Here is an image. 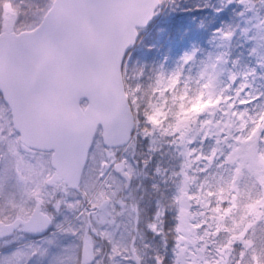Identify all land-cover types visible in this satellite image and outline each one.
Wrapping results in <instances>:
<instances>
[{
  "label": "rangeland",
  "instance_id": "rangeland-1",
  "mask_svg": "<svg viewBox=\"0 0 264 264\" xmlns=\"http://www.w3.org/2000/svg\"><path fill=\"white\" fill-rule=\"evenodd\" d=\"M52 1L0 0V25L14 13L17 27L36 26ZM155 14L156 38L142 33L123 67L133 137L143 127L157 139L112 152L99 127L81 188L70 190L47 185L51 153L32 155L18 137L0 221L28 217L40 200L53 222L46 236L0 240V264H264V0H161ZM106 161L117 165L101 184ZM86 202L105 207L89 218Z\"/></svg>",
  "mask_w": 264,
  "mask_h": 264
},
{
  "label": "water",
  "instance_id": "water-1",
  "mask_svg": "<svg viewBox=\"0 0 264 264\" xmlns=\"http://www.w3.org/2000/svg\"><path fill=\"white\" fill-rule=\"evenodd\" d=\"M159 3L55 0L37 28L0 36V92L22 142L53 152L50 162L55 173L48 180L50 186L64 180L69 188H80L100 125L106 146L131 141L137 120L122 66L138 42V29L152 23ZM83 99L88 100L85 109ZM120 102L122 113L117 108ZM256 149L257 143L249 148L253 167ZM41 208L37 203L29 220L17 218L0 227V236H11L21 224L28 233H47L52 219ZM82 253L88 263L93 262L89 241Z\"/></svg>",
  "mask_w": 264,
  "mask_h": 264
},
{
  "label": "flooded vegetation",
  "instance_id": "flooded-vegetation-1",
  "mask_svg": "<svg viewBox=\"0 0 264 264\" xmlns=\"http://www.w3.org/2000/svg\"><path fill=\"white\" fill-rule=\"evenodd\" d=\"M16 14L12 13L11 18H8V21H6L4 24L0 25V35L3 33H11V32H20L23 30H27L32 28L33 26H28V28H23L26 25H22L21 27H17L18 22L16 19ZM11 112L8 104L4 101L2 94L0 93V179H3V176L7 175L8 170L12 169L14 161L17 159V146H18V133L14 129L12 120H11ZM22 148L30 149V153L34 155V152H44L46 154H50L51 152L41 151L32 147H29L25 144H21ZM4 172L3 176L1 177L2 173ZM54 172V171H53ZM62 182V181H60ZM1 183V180H0ZM59 183V182H58ZM64 183V182H63ZM65 184V183H64ZM40 202L42 204V210L44 212V204L42 201L38 200L37 203ZM105 206H97V205H90L88 204V217L90 218L93 215H96L99 213L101 208H104ZM33 212V211H32ZM31 212V214H32ZM31 214L28 217H23V219H29ZM9 222H1L0 221V227L11 223ZM90 231L93 235V238L95 240H98L100 242H103V237L95 231H92V225L90 223ZM19 233H22L24 236H32L31 234L26 233L24 224H21L17 230L13 233L12 236H5L1 237L0 240L9 239ZM93 245V244H92ZM95 249V247H94Z\"/></svg>",
  "mask_w": 264,
  "mask_h": 264
},
{
  "label": "trees",
  "instance_id": "trees-1",
  "mask_svg": "<svg viewBox=\"0 0 264 264\" xmlns=\"http://www.w3.org/2000/svg\"><path fill=\"white\" fill-rule=\"evenodd\" d=\"M166 21H169V23H173L174 22V20L172 19H170V20H166ZM165 21V22H166ZM155 28V27H154ZM154 28H152L151 29V31L148 33V34H146L147 35V38H146V40L145 41H147V42H149L150 43V41H151V39H154V38H156V35H154ZM147 30H143L142 31V33H144V32H146ZM139 105H138V102H136V107H137V110H138V113L141 115V110L143 109L144 110V106H140L141 108H139L138 107ZM145 111V110H144ZM143 119V118H142ZM146 131H147V134H145V129L143 128V127H139V130H138V136H137V134H136V136L135 137H133V142H134V145H135V141H136V139L138 138V142L137 143H139V142H142V141H151V140H154V139H157V137H155V135H150V132L151 131H148V129H146ZM142 134V136L144 135V137L142 138V137H140V135ZM148 135H150V138L149 139H147L146 137L148 136ZM169 169V168H168ZM61 192V190L58 188L57 190H56V192H54L55 194H57V193H60ZM157 214V212H155L154 214H148V217L149 218H153V216H155ZM163 216H168V214H163ZM169 217V216H168ZM147 219V218H146ZM151 221L149 220V219H147V226H148V224L150 223ZM147 229H148V227H147Z\"/></svg>",
  "mask_w": 264,
  "mask_h": 264
},
{
  "label": "snow or ice",
  "instance_id": "snow-or-ice-1",
  "mask_svg": "<svg viewBox=\"0 0 264 264\" xmlns=\"http://www.w3.org/2000/svg\"><path fill=\"white\" fill-rule=\"evenodd\" d=\"M117 108L118 110L122 113L124 111V106L122 104V102L118 103L117 104ZM258 224H260V221H254L252 224L249 225V227H252V228H255ZM261 226H264V225H261ZM248 243H251L250 241ZM253 260L257 262H259V257L254 255L253 256Z\"/></svg>",
  "mask_w": 264,
  "mask_h": 264
}]
</instances>
